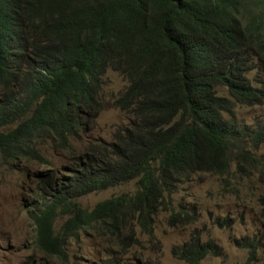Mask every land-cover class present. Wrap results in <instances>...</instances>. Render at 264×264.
Instances as JSON below:
<instances>
[{
	"label": "trees",
	"instance_id": "16d2710c",
	"mask_svg": "<svg viewBox=\"0 0 264 264\" xmlns=\"http://www.w3.org/2000/svg\"><path fill=\"white\" fill-rule=\"evenodd\" d=\"M108 70L128 81L115 100L128 124L58 174L43 170L28 210L37 248L65 261L81 231L134 245L161 209L170 227L193 224L181 204L165 209L190 174L222 175L234 162L238 172L258 167L264 182V161L239 150L246 133L233 116L264 100V0H0V157L51 165L42 148L78 140ZM247 136L253 148L262 138ZM133 179V193L90 209L77 201ZM259 201L263 238H234L242 264L264 252V190ZM200 238L195 229L171 253L184 264L221 254Z\"/></svg>",
	"mask_w": 264,
	"mask_h": 264
},
{
	"label": "rangeland",
	"instance_id": "374dc122",
	"mask_svg": "<svg viewBox=\"0 0 264 264\" xmlns=\"http://www.w3.org/2000/svg\"><path fill=\"white\" fill-rule=\"evenodd\" d=\"M127 84V79L116 71L108 70L104 74L98 109L91 110L85 117L78 140H72L67 148H42L43 157L51 165L26 159L6 162L0 157V264H135L138 261L142 264H184L173 256L171 248L188 241L195 229L201 233L202 241L210 238L222 250L218 256L207 255L200 264H242L247 250L237 246L234 238L245 235L253 238L254 234L263 238L259 201L264 190L263 174L253 165H248L245 172H238L235 163L231 162L228 172L222 175L204 171L183 177L170 195L171 204L165 203L167 210L171 206L177 209L181 204L184 211L195 212L197 219L193 224L170 227L166 220L170 213L161 209L154 221L152 234H140L139 242L134 245L132 240L116 242L89 230L79 232L70 240L66 261L45 255L37 248L35 226L28 210L35 202L33 189L39 174L45 169L58 174L63 165L75 161L91 145L110 142L114 131L128 124V114L115 105ZM233 116L246 133L239 150L248 149L263 163L264 100L253 106L237 105ZM257 132L262 138L253 148L247 135ZM136 187L133 179L88 193L77 201L81 207L90 209L99 201L122 193H133ZM216 218L221 222L227 219L229 225L216 224ZM57 223L60 224V220ZM255 254L259 264H264L262 249Z\"/></svg>",
	"mask_w": 264,
	"mask_h": 264
},
{
	"label": "clouds",
	"instance_id": "9594fccd",
	"mask_svg": "<svg viewBox=\"0 0 264 264\" xmlns=\"http://www.w3.org/2000/svg\"><path fill=\"white\" fill-rule=\"evenodd\" d=\"M70 242V241H69ZM41 252H43V251H41ZM44 253V252H43ZM45 254V253H44ZM45 255H47V254H45ZM50 256V255H49ZM53 257H55V256H53ZM57 258V257H56Z\"/></svg>",
	"mask_w": 264,
	"mask_h": 264
}]
</instances>
